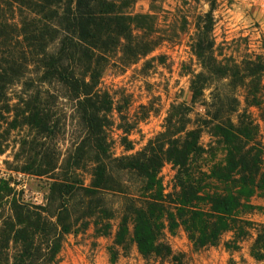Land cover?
<instances>
[{
  "label": "trees",
  "instance_id": "trees-1",
  "mask_svg": "<svg viewBox=\"0 0 264 264\" xmlns=\"http://www.w3.org/2000/svg\"><path fill=\"white\" fill-rule=\"evenodd\" d=\"M206 1L191 43L202 70L192 74L190 102L172 104L142 150L116 157L114 100L101 80L115 59L128 66L153 50L126 12L136 0H0V141L19 131L10 170L46 182L36 204L18 182L0 177V264H57L66 235L91 224L110 236L117 218L110 195L124 203L118 246L132 241L145 258L170 256L165 231L182 227L195 249L232 233L225 247L237 251L255 230L250 254L264 264V224L245 218L261 208L252 198L264 197V143L251 111L264 113V61L219 57L218 0ZM8 148L0 143V154ZM166 163L176 172L172 193L160 176Z\"/></svg>",
  "mask_w": 264,
  "mask_h": 264
},
{
  "label": "rangeland",
  "instance_id": "rangeland-1",
  "mask_svg": "<svg viewBox=\"0 0 264 264\" xmlns=\"http://www.w3.org/2000/svg\"><path fill=\"white\" fill-rule=\"evenodd\" d=\"M208 10L206 0H136L126 10L133 17L134 34L153 50L128 66L118 64L115 59L104 71L101 88L114 100L113 125L109 131L114 156H127L142 150L163 130L172 104L190 102L192 74L202 70L191 50V43L198 17ZM214 39L221 59L241 61L247 56H260L264 61V0H218ZM13 90L10 96L15 103L17 90ZM237 93L243 99L244 91L239 89ZM251 111L261 125L264 143V113L256 108ZM69 132H72L70 128L66 142L61 146L64 152L72 142ZM20 135L19 131H13L0 141L9 145L6 152L0 154V177L18 182V189L25 190L27 199L42 204L45 180L9 168V164L15 165L14 155ZM211 141V137L204 133L202 143L207 146ZM175 173L171 163H166L161 170L166 193L174 190ZM83 177L89 184V172H84ZM108 201L117 216L112 221V234L100 236L91 224L77 233L66 235L57 264H177V260L184 264H262L250 254L256 238L255 230H250L249 237L240 243L237 251H228L225 247V242L232 239V233L224 234L216 246L195 249L182 227L175 234L166 230L162 241L170 248V256L145 258L132 241L125 246L115 244L114 235L124 203L121 197L112 195L108 196ZM251 202L261 208L245 218L256 225L264 224V197L255 196Z\"/></svg>",
  "mask_w": 264,
  "mask_h": 264
}]
</instances>
